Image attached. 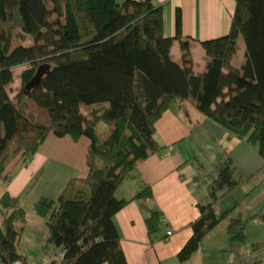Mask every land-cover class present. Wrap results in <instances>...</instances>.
Returning a JSON list of instances; mask_svg holds the SVG:
<instances>
[{"label":"trees","instance_id":"trees-1","mask_svg":"<svg viewBox=\"0 0 264 264\" xmlns=\"http://www.w3.org/2000/svg\"><path fill=\"white\" fill-rule=\"evenodd\" d=\"M136 7V0H0V63L11 53L25 56L94 37L131 18ZM176 23V34H166L164 7L158 4L102 39L22 66H0V177L10 154L19 152L24 163L32 162L50 132L90 139L87 174L71 176L58 196L43 194L34 204L47 220L44 247L53 257L64 250L56 264H130L114 217L131 198L118 189L140 162L164 148L156 129L169 107L191 102L234 134L248 137L258 144L264 168V0H236L230 30L201 41V71L195 69V41L182 34L180 7ZM16 35L21 40L14 45ZM176 37L181 58L172 52ZM240 39L246 49L236 63ZM254 174L240 171L230 155L217 162L206 181L211 199L199 203L193 232L178 251L181 260L229 214L233 246L247 241V217L239 201L223 210L217 204ZM154 195L148 183L133 197ZM257 215L264 219V212ZM163 216L161 208L150 207L146 223L152 241ZM27 221L21 195L0 191V264H32L20 249ZM247 247L258 254L264 241ZM241 264H261V259Z\"/></svg>","mask_w":264,"mask_h":264},{"label":"crops","instance_id":"crops-1","mask_svg":"<svg viewBox=\"0 0 264 264\" xmlns=\"http://www.w3.org/2000/svg\"><path fill=\"white\" fill-rule=\"evenodd\" d=\"M158 4L164 7V25L168 35H175L177 32L176 13L177 8H181L182 34L192 37L195 41L193 45L195 69L203 70L205 49L201 41L230 30L236 0H136L137 7L132 18ZM239 47L244 48L242 53L246 49L243 41L242 43L239 41ZM172 52L176 58H181L182 47L179 37L173 41ZM241 58L242 56L239 60ZM156 130V135L164 148L140 162L118 189L120 196L131 198L114 217L130 264H241L253 258L261 259V264H264V250L255 254L247 247L253 240L264 241V236L247 237L242 247L233 246L225 218L205 235L201 245L188 259L181 260L178 256V251L193 232L191 222L200 214V201L206 202L211 199L206 181L217 162L230 155L238 167L247 174L256 173L255 166L244 162L245 154L240 156L244 149H235L237 146L246 147L248 142L210 118L191 102L166 109L157 121ZM169 145H172L171 149H168ZM257 151L260 154L259 149ZM256 160H259L256 167L260 168L263 157L260 159L256 157ZM15 180L17 179L11 178V183L8 184V189L13 193L19 190L17 188L19 185L21 186V183H15ZM148 183L154 190L153 198L133 197ZM234 192L235 190L220 198L218 210L228 208L239 201L238 207L244 212L240 199ZM254 201L263 202L264 192L255 197ZM150 207L161 208L164 212L161 229L157 231L154 241L146 223ZM256 212H264V205L251 212V216L258 224L261 223V219L263 220L261 224H264L261 216H254ZM38 214L42 227L32 228V231H37L34 238L38 241L36 248L38 250L36 253L26 248L21 251L32 264H56L57 258L44 247L48 232L46 217ZM28 222L29 217L24 232L27 231ZM170 227L174 229V233L169 239L163 238ZM243 247L247 253L236 258L234 253L242 251ZM230 249H234L231 255L228 252ZM16 264L27 263L19 260Z\"/></svg>","mask_w":264,"mask_h":264},{"label":"rangeland","instance_id":"rangeland-1","mask_svg":"<svg viewBox=\"0 0 264 264\" xmlns=\"http://www.w3.org/2000/svg\"><path fill=\"white\" fill-rule=\"evenodd\" d=\"M133 19V18H132ZM132 19L126 21L128 23ZM123 25H120L116 28L109 29L107 32L99 33L98 35L88 38L83 36L81 39L77 40L74 44L62 46L54 49L37 51L32 54L25 56H16L14 53H11L8 56V59L2 65H15L22 66L24 63H27L33 59L43 57L51 52L65 49L69 46L78 45L85 42L95 41L102 39L115 30L120 29ZM21 40V36L16 35L13 39V44L17 45ZM242 43V39L239 40ZM244 45L245 42L243 41ZM244 48L239 47V56L235 58V62H240V56ZM33 56V57H31ZM25 58V59H21ZM20 59V60H19ZM30 108L35 110L33 103L30 104ZM219 123V122H218ZM101 130H107V124L101 122ZM248 143L246 147H235V149H244L240 156L245 154L243 160L244 162L250 164V166H255L256 173L246 179L242 184H240L235 190V195L240 199V205L244 209V214L247 216V237H260L264 236L262 229L264 224H258L257 220L251 216V212L255 209L261 208L264 205V201H254L260 193L264 192V168H257L256 163L259 160H256V157L260 159L262 156L259 154L257 149H259L258 144L249 140L248 137H243ZM90 139L87 136H82L78 140L74 139L71 135H66L61 137L56 135L53 132L47 136L44 142L41 144V147L36 154V158L32 162L24 163L21 160V154L19 152H13L7 158L5 165V172L3 176L0 177V191H3L9 188L8 184L11 183L10 179L15 178V183H21L17 188V192L13 194L21 195V202L26 207L29 217L27 231L24 232L22 236V241L20 243V249L26 248L27 250H32L36 253L38 249V241L34 238L37 236L36 230L32 231V228L40 229L42 226L39 223L38 212L36 211L34 204L36 200L43 194H49L53 196H58L63 189L65 183L71 176L75 175H86L89 166L86 161V151L88 149L87 142L89 143ZM249 149V150H245ZM240 171L244 174H247L245 170L239 167ZM7 174L9 178H6L4 175ZM230 214L225 217V222L229 220ZM37 223V224H36ZM32 225V226H31ZM250 229V231H249ZM32 231V232H31ZM249 232V233H248ZM214 240H216L214 238ZM243 245L240 244V247ZM229 254L231 255L234 252V249H230ZM243 252V253H242ZM245 247L242 251L238 250L234 253V256L240 257L242 254H246ZM264 253V252H263Z\"/></svg>","mask_w":264,"mask_h":264},{"label":"built area","instance_id":"built-area-1","mask_svg":"<svg viewBox=\"0 0 264 264\" xmlns=\"http://www.w3.org/2000/svg\"><path fill=\"white\" fill-rule=\"evenodd\" d=\"M171 148H172V145H171ZM172 233H173V228H168L166 238L168 239L169 238V235H171ZM53 248H56V245L55 244L52 245L51 249H53ZM63 255H64V250H59V251L56 252L55 257L57 259H61V257Z\"/></svg>","mask_w":264,"mask_h":264},{"label":"bare ground","instance_id":"bare-ground-1","mask_svg":"<svg viewBox=\"0 0 264 264\" xmlns=\"http://www.w3.org/2000/svg\"><path fill=\"white\" fill-rule=\"evenodd\" d=\"M130 19H132V17L129 18V19H127V20H125L123 23H121V24L115 26L114 28H116V27H118V26H120V25H123L124 23H126V21H128V20H130ZM108 31H109V29H108ZM104 32H105V31H104ZM104 32H102V33H104ZM106 32H107V30H106ZM31 57H33V56H31ZM21 59H25V58H21ZM19 60H20V59H19Z\"/></svg>","mask_w":264,"mask_h":264},{"label":"water","instance_id":"water-1","mask_svg":"<svg viewBox=\"0 0 264 264\" xmlns=\"http://www.w3.org/2000/svg\"><path fill=\"white\" fill-rule=\"evenodd\" d=\"M74 46H76V45H74Z\"/></svg>","mask_w":264,"mask_h":264}]
</instances>
